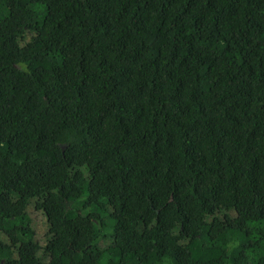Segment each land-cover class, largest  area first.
Returning <instances> with one entry per match:
<instances>
[{
  "label": "trees",
  "instance_id": "trees-1",
  "mask_svg": "<svg viewBox=\"0 0 264 264\" xmlns=\"http://www.w3.org/2000/svg\"><path fill=\"white\" fill-rule=\"evenodd\" d=\"M0 264H264V0H0Z\"/></svg>",
  "mask_w": 264,
  "mask_h": 264
},
{
  "label": "rangeland",
  "instance_id": "rangeland-1",
  "mask_svg": "<svg viewBox=\"0 0 264 264\" xmlns=\"http://www.w3.org/2000/svg\"><path fill=\"white\" fill-rule=\"evenodd\" d=\"M90 209H87V211H89ZM104 220L107 223L109 221V217H107L106 215L104 216ZM37 223H43V217L41 215H39V220Z\"/></svg>",
  "mask_w": 264,
  "mask_h": 264
}]
</instances>
